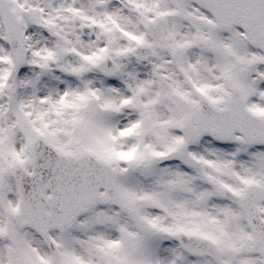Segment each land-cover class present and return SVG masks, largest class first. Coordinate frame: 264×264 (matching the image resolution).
I'll return each mask as SVG.
<instances>
[{
    "label": "snow or ice",
    "instance_id": "obj_1",
    "mask_svg": "<svg viewBox=\"0 0 264 264\" xmlns=\"http://www.w3.org/2000/svg\"><path fill=\"white\" fill-rule=\"evenodd\" d=\"M0 264H264V0H0Z\"/></svg>",
    "mask_w": 264,
    "mask_h": 264
}]
</instances>
